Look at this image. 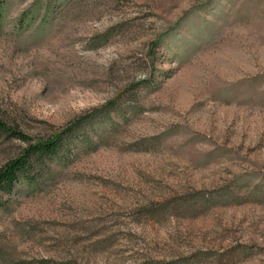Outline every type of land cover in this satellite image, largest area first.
<instances>
[{"label":"rangeland","instance_id":"rangeland-1","mask_svg":"<svg viewBox=\"0 0 264 264\" xmlns=\"http://www.w3.org/2000/svg\"><path fill=\"white\" fill-rule=\"evenodd\" d=\"M0 12V264H264V0Z\"/></svg>","mask_w":264,"mask_h":264},{"label":"trees","instance_id":"trees-1","mask_svg":"<svg viewBox=\"0 0 264 264\" xmlns=\"http://www.w3.org/2000/svg\"><path fill=\"white\" fill-rule=\"evenodd\" d=\"M2 14L0 12V24ZM0 128L8 130L4 123L0 121ZM62 133L55 138L49 140H41L36 143H29L22 155L8 162L0 169V204L1 193H11L17 183L22 178L28 176L33 169L35 162H40L45 158L54 157L62 148L64 141ZM22 140H28L23 135H16Z\"/></svg>","mask_w":264,"mask_h":264}]
</instances>
